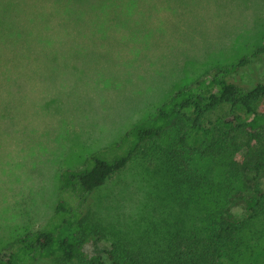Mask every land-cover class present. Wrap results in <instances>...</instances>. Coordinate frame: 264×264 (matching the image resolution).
<instances>
[{"label":"rangeland","instance_id":"1","mask_svg":"<svg viewBox=\"0 0 264 264\" xmlns=\"http://www.w3.org/2000/svg\"><path fill=\"white\" fill-rule=\"evenodd\" d=\"M45 1H12L0 12L24 22L33 36L12 46L19 65L0 80V255L44 226L61 168L80 166L179 88L264 46V0H66L59 7ZM240 79L264 81V54ZM256 108L264 110V99ZM181 123L145 143L95 192L109 233L150 229L162 216L171 220L163 173L148 167L146 156L170 145ZM227 162L228 156L192 155L194 167L214 179L225 177ZM242 173L232 180L233 193L258 181L253 172ZM109 233L84 251L108 250Z\"/></svg>","mask_w":264,"mask_h":264},{"label":"trees","instance_id":"2","mask_svg":"<svg viewBox=\"0 0 264 264\" xmlns=\"http://www.w3.org/2000/svg\"><path fill=\"white\" fill-rule=\"evenodd\" d=\"M12 1L17 0L0 4V12ZM66 2L45 1L48 7ZM8 25L14 31L4 29ZM0 29L7 33L0 36L1 80L19 65L12 46L33 36L17 19L0 16ZM261 54L264 46L216 66L176 90L115 142L93 151L80 166L61 168L57 202L44 226L16 239L0 255V264H264V110L256 108L264 99V81L249 85L240 79ZM222 108L226 111L216 112ZM175 121L182 123L174 141L155 157L146 156L148 167L163 173V189L175 212L171 220L162 216L150 229L109 233L96 209L95 192ZM195 153L228 156L225 177L198 171L192 163ZM244 171L253 172L258 181L233 193L232 180ZM107 233L112 237L108 250L84 251L86 243Z\"/></svg>","mask_w":264,"mask_h":264}]
</instances>
